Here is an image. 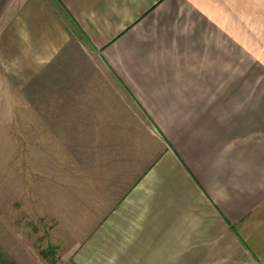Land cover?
I'll return each instance as SVG.
<instances>
[{
	"label": "crops",
	"instance_id": "1",
	"mask_svg": "<svg viewBox=\"0 0 264 264\" xmlns=\"http://www.w3.org/2000/svg\"><path fill=\"white\" fill-rule=\"evenodd\" d=\"M32 21L48 55L75 26L151 137L58 264H264V0H0L1 65Z\"/></svg>",
	"mask_w": 264,
	"mask_h": 264
},
{
	"label": "rangeland",
	"instance_id": "2",
	"mask_svg": "<svg viewBox=\"0 0 264 264\" xmlns=\"http://www.w3.org/2000/svg\"><path fill=\"white\" fill-rule=\"evenodd\" d=\"M33 24L28 52L16 38L11 56L6 46L1 54L0 264H11L7 253L17 264H58L86 235L88 195L113 203L133 182L141 150L131 147L144 153L151 142L146 118L80 31L68 23V43L48 55L52 33L39 38Z\"/></svg>",
	"mask_w": 264,
	"mask_h": 264
}]
</instances>
